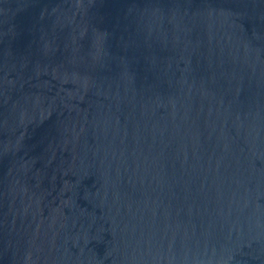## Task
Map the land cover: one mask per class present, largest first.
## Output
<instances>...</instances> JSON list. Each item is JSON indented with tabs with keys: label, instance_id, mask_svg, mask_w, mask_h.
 I'll list each match as a JSON object with an SVG mask.
<instances>
[{
	"label": "water",
	"instance_id": "95a60500",
	"mask_svg": "<svg viewBox=\"0 0 264 264\" xmlns=\"http://www.w3.org/2000/svg\"><path fill=\"white\" fill-rule=\"evenodd\" d=\"M0 264H264V0H0Z\"/></svg>",
	"mask_w": 264,
	"mask_h": 264
}]
</instances>
